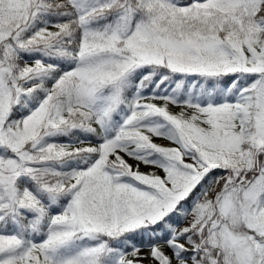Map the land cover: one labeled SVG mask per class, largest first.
I'll list each match as a JSON object with an SVG mask.
<instances>
[{
	"label": "snow or ice",
	"instance_id": "obj_1",
	"mask_svg": "<svg viewBox=\"0 0 264 264\" xmlns=\"http://www.w3.org/2000/svg\"><path fill=\"white\" fill-rule=\"evenodd\" d=\"M0 264H264V0H0Z\"/></svg>",
	"mask_w": 264,
	"mask_h": 264
}]
</instances>
